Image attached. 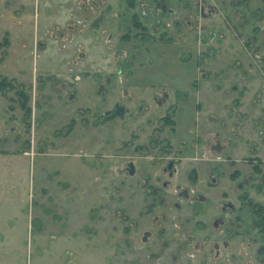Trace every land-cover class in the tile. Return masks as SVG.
Here are the masks:
<instances>
[{
    "label": "rangeland",
    "instance_id": "374dc122",
    "mask_svg": "<svg viewBox=\"0 0 264 264\" xmlns=\"http://www.w3.org/2000/svg\"><path fill=\"white\" fill-rule=\"evenodd\" d=\"M255 205L264 0H0V264H264Z\"/></svg>",
    "mask_w": 264,
    "mask_h": 264
},
{
    "label": "trees",
    "instance_id": "16d2710c",
    "mask_svg": "<svg viewBox=\"0 0 264 264\" xmlns=\"http://www.w3.org/2000/svg\"><path fill=\"white\" fill-rule=\"evenodd\" d=\"M257 170L259 171V168ZM255 207H256V211H257L258 215L263 217L264 216V207L263 206H258V205H255ZM260 226H261V229H263V232H264V223H261Z\"/></svg>",
    "mask_w": 264,
    "mask_h": 264
},
{
    "label": "water",
    "instance_id": "95a60500",
    "mask_svg": "<svg viewBox=\"0 0 264 264\" xmlns=\"http://www.w3.org/2000/svg\"><path fill=\"white\" fill-rule=\"evenodd\" d=\"M174 163H175V161L172 160V161L168 164V166H167V170H169L170 172H172V171H173V168H174ZM130 172H131V173H134V167H133V164H131Z\"/></svg>",
    "mask_w": 264,
    "mask_h": 264
}]
</instances>
